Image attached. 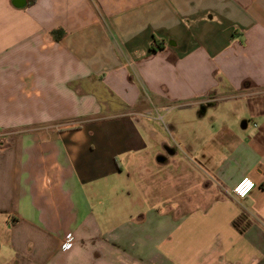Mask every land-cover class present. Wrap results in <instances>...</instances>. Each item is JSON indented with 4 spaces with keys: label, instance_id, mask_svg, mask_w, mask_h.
Instances as JSON below:
<instances>
[{
    "label": "crops",
    "instance_id": "obj_1",
    "mask_svg": "<svg viewBox=\"0 0 264 264\" xmlns=\"http://www.w3.org/2000/svg\"><path fill=\"white\" fill-rule=\"evenodd\" d=\"M134 169L193 196L101 231ZM162 262L264 264V0H0V264Z\"/></svg>",
    "mask_w": 264,
    "mask_h": 264
},
{
    "label": "rangeland",
    "instance_id": "obj_2",
    "mask_svg": "<svg viewBox=\"0 0 264 264\" xmlns=\"http://www.w3.org/2000/svg\"><path fill=\"white\" fill-rule=\"evenodd\" d=\"M152 52H154L153 49ZM177 111L178 110H172L168 114L162 113V118L158 120V129L159 131H161L163 137L167 140L166 143L169 144L173 143L170 136L171 117L177 114ZM179 153H181L183 157L189 156L192 158V154L188 152L187 149L181 148ZM163 154V156H167V152L164 151ZM192 160H194V158H192ZM164 170L165 169H162L161 173H158L159 175H157L155 178L152 177L150 179H142L144 176L142 174H139L137 169L133 170L132 177H130L128 174L121 175L120 181L119 183H116L113 193H110L117 194V190L121 188L120 196H116L114 199L113 197H109L110 199L107 202H105V199H101L99 201L100 205L98 207L96 206V209H94L96 215H94L93 218L98 223L99 229L103 231L104 229H106L107 225H112L114 226V229L116 231H119L118 227H121L122 223L127 221V218H129L128 220H131L132 222L136 221L139 219V215L145 212L144 210L152 208L153 212L156 211V213L165 212L166 207L169 205V202H177L178 200L185 199L187 197L192 198L193 193L190 190L194 185L185 183L171 184L172 180L170 178V173H166L167 171L163 172ZM148 180H154L155 183L149 182ZM207 186L210 185H204V187ZM144 189L146 191H143ZM123 201L125 204L121 205ZM92 202H94L95 204V201ZM111 204H113L114 207H119L121 205L125 209V212H120L116 215H109L108 219V216H106V214L101 213L99 207L106 208V205ZM163 218L166 217L163 216ZM154 234H157V236H154ZM146 235L148 241L150 239H153V243H161V245L163 244L164 247L166 246L165 243L167 241H170V233L167 228H163V233L161 235H159V233H151L149 231H146ZM67 236L71 237L72 242V234L67 233L65 237ZM162 264L168 263L162 262Z\"/></svg>",
    "mask_w": 264,
    "mask_h": 264
},
{
    "label": "built area",
    "instance_id": "obj_3",
    "mask_svg": "<svg viewBox=\"0 0 264 264\" xmlns=\"http://www.w3.org/2000/svg\"><path fill=\"white\" fill-rule=\"evenodd\" d=\"M255 182L247 177L240 179L231 189V194L237 199H243L255 188ZM71 245V237L67 236L64 239L62 246L67 248Z\"/></svg>",
    "mask_w": 264,
    "mask_h": 264
},
{
    "label": "trees",
    "instance_id": "obj_4",
    "mask_svg": "<svg viewBox=\"0 0 264 264\" xmlns=\"http://www.w3.org/2000/svg\"><path fill=\"white\" fill-rule=\"evenodd\" d=\"M34 1L35 0H28L29 4L33 3ZM50 34L54 40H59L61 36L64 34V31L60 28L53 29L51 30Z\"/></svg>",
    "mask_w": 264,
    "mask_h": 264
}]
</instances>
